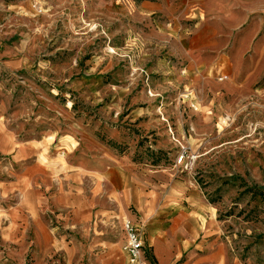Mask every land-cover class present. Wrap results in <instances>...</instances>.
I'll list each match as a JSON object with an SVG mask.
<instances>
[{"label":"rangeland","instance_id":"obj_1","mask_svg":"<svg viewBox=\"0 0 264 264\" xmlns=\"http://www.w3.org/2000/svg\"><path fill=\"white\" fill-rule=\"evenodd\" d=\"M142 1L0 0V98L74 110L97 142L213 205L238 258L264 264V0Z\"/></svg>","mask_w":264,"mask_h":264},{"label":"crops","instance_id":"obj_2","mask_svg":"<svg viewBox=\"0 0 264 264\" xmlns=\"http://www.w3.org/2000/svg\"><path fill=\"white\" fill-rule=\"evenodd\" d=\"M141 7L160 10L149 0ZM258 43L264 48V38ZM12 109L0 98V264H128L124 215L143 232L149 264H247L225 240L216 208L183 195L185 185H163L167 173L135 150L112 152L74 110Z\"/></svg>","mask_w":264,"mask_h":264},{"label":"built area","instance_id":"obj_3","mask_svg":"<svg viewBox=\"0 0 264 264\" xmlns=\"http://www.w3.org/2000/svg\"><path fill=\"white\" fill-rule=\"evenodd\" d=\"M225 78L229 79V76H226ZM195 159V156H189V154L184 151L178 162L184 167V169H190ZM123 231L127 235L126 242L122 246L128 256L127 263L149 264L144 243V234L141 232L138 224L130 217L123 216Z\"/></svg>","mask_w":264,"mask_h":264}]
</instances>
